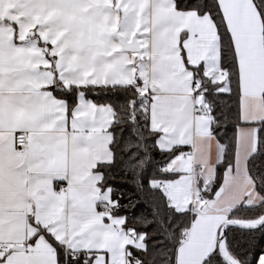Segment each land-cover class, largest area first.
<instances>
[{
  "label": "snow or ice",
  "instance_id": "6c2138e0",
  "mask_svg": "<svg viewBox=\"0 0 264 264\" xmlns=\"http://www.w3.org/2000/svg\"><path fill=\"white\" fill-rule=\"evenodd\" d=\"M0 264H264V0H0Z\"/></svg>",
  "mask_w": 264,
  "mask_h": 264
}]
</instances>
